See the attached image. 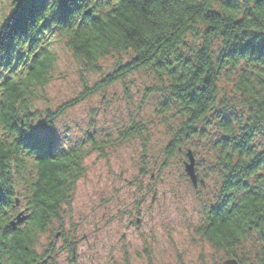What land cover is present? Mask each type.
<instances>
[{
    "label": "trees",
    "instance_id": "trees-1",
    "mask_svg": "<svg viewBox=\"0 0 264 264\" xmlns=\"http://www.w3.org/2000/svg\"><path fill=\"white\" fill-rule=\"evenodd\" d=\"M5 13L0 246L6 264L38 262L42 236L63 231L64 207L85 175L89 153L103 157L134 139L146 150L145 125L133 114L116 138L97 140L85 131L86 145L59 150L56 136L44 143L38 138V129L51 128L65 110L136 73L149 81L143 101L156 102L160 124L171 135L164 160L151 175L159 179L167 160L200 145L212 131L206 159L213 166L203 177L214 180L216 193L205 202L195 234L222 252L224 261L264 264V0H10ZM51 35L84 71L101 72L100 62L109 58L114 69L91 88L83 79L81 96L56 111L46 108L42 123L33 126L56 62L51 40L44 39ZM18 194L28 217L13 231L9 222Z\"/></svg>",
    "mask_w": 264,
    "mask_h": 264
},
{
    "label": "rangeland",
    "instance_id": "rangeland-1",
    "mask_svg": "<svg viewBox=\"0 0 264 264\" xmlns=\"http://www.w3.org/2000/svg\"><path fill=\"white\" fill-rule=\"evenodd\" d=\"M9 4L10 0H0V19L6 15ZM52 36L44 39L51 40L56 57L53 77L45 88L43 101L37 104L35 110H39L41 117L32 122L33 126L42 123L46 108L56 111L81 96L83 79L91 88L102 75L114 69V60L109 58L100 62L101 72L84 71L70 50L63 43H56ZM143 76L136 73L124 82L96 91L65 110L51 128L38 129L40 143L54 135L55 149L59 150L80 142L86 145L90 134L97 140L108 134L116 138L117 131L128 126L132 114L135 120H143L146 128V150L139 139H134L108 149L103 157L97 152L87 155L85 175L77 182L69 205L64 207L61 227L68 237L79 242L74 261L78 264H221L224 254L195 234L205 204L216 193L214 180L203 177L213 166L206 159V148L213 142L212 131L200 145L187 147L194 154L196 174L198 179L205 180L204 186L195 188L185 175L186 147L167 160L165 170L155 180L150 170H158L171 135L160 124L156 102L143 101L144 88L149 83ZM85 131L89 133L87 136ZM143 159H148L146 166ZM16 198L20 199V194ZM61 243V239L55 240L46 233L38 252L46 249L44 244L55 246V252ZM66 256L67 253L59 255L56 263L71 264Z\"/></svg>",
    "mask_w": 264,
    "mask_h": 264
},
{
    "label": "flooded vegetation",
    "instance_id": "flooded-vegetation-1",
    "mask_svg": "<svg viewBox=\"0 0 264 264\" xmlns=\"http://www.w3.org/2000/svg\"><path fill=\"white\" fill-rule=\"evenodd\" d=\"M22 207V209L27 210L26 207H24L22 204H20V206L17 208V211L13 214L14 216L17 214V212L19 211V208ZM28 216V215H27ZM2 233V232H0ZM57 233H59V236L56 237V235L54 236L55 240L57 238L62 240V245L60 247L57 248V251L54 252V248L56 250V247L53 246L52 248V252L49 253H44V251L40 250L38 252V256H39V260L36 263L33 264H57L56 263V259L59 257V255L63 254V253H67V259H69L71 262V264H78L77 261H74L76 259V257L78 256V254L76 253V247L79 244V242L75 239H72L70 237H68L65 233V231H60L58 230ZM65 237H67L65 239ZM84 240L87 239V237H83ZM68 241V247H66V243ZM42 244H40L39 247H41ZM45 248H47V244H44ZM9 259L6 258V256L3 255L2 252V247L0 246V264H6L8 263Z\"/></svg>",
    "mask_w": 264,
    "mask_h": 264
},
{
    "label": "water",
    "instance_id": "water-1",
    "mask_svg": "<svg viewBox=\"0 0 264 264\" xmlns=\"http://www.w3.org/2000/svg\"><path fill=\"white\" fill-rule=\"evenodd\" d=\"M88 14V11L85 12V15ZM186 157L187 159L184 161V172L185 175L189 178L191 183L195 188L198 186H204V180L198 179L196 174V160L194 157V154L192 150L188 149L186 151ZM16 205H19V200H16ZM27 214L25 210L20 211L10 222V228L14 231L17 229L19 225H21L24 221L27 220ZM137 223H139V220H137ZM59 236V233H57L56 237ZM222 264H239L235 262L234 260H226Z\"/></svg>",
    "mask_w": 264,
    "mask_h": 264
},
{
    "label": "clouds",
    "instance_id": "clouds-1",
    "mask_svg": "<svg viewBox=\"0 0 264 264\" xmlns=\"http://www.w3.org/2000/svg\"><path fill=\"white\" fill-rule=\"evenodd\" d=\"M18 199H19V198H18ZM16 200H17V198L15 199V202H16ZM19 202H20V199H19ZM20 204H21V203H20ZM20 204H19V206H20ZM19 206H18V207H19ZM22 210H25V209H22V207H20V208H19V211L17 212V214H18L20 211H22ZM25 211H26V214H27V210H25ZM17 214H16V215H17ZM16 215H15V216H16ZM15 216H14V217H15ZM14 217H13V218H14ZM10 221H11V220H10Z\"/></svg>",
    "mask_w": 264,
    "mask_h": 264
}]
</instances>
